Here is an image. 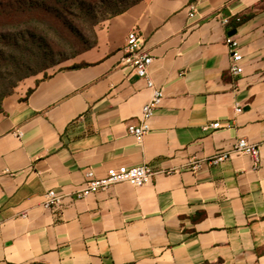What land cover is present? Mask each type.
Here are the masks:
<instances>
[{
	"label": "crops",
	"instance_id": "crops-1",
	"mask_svg": "<svg viewBox=\"0 0 264 264\" xmlns=\"http://www.w3.org/2000/svg\"><path fill=\"white\" fill-rule=\"evenodd\" d=\"M133 29L164 91L141 142L129 125L152 90L122 64ZM96 30L97 45L3 102L0 264H264V0H143ZM216 121L232 127L205 129ZM241 137L259 144L260 166L232 153ZM143 164L155 171L147 185L75 197L88 170ZM51 189L64 201L48 209Z\"/></svg>",
	"mask_w": 264,
	"mask_h": 264
},
{
	"label": "trees",
	"instance_id": "trees-1",
	"mask_svg": "<svg viewBox=\"0 0 264 264\" xmlns=\"http://www.w3.org/2000/svg\"><path fill=\"white\" fill-rule=\"evenodd\" d=\"M141 1L0 0V112L22 81L42 72L48 77V69L93 48L102 21Z\"/></svg>",
	"mask_w": 264,
	"mask_h": 264
},
{
	"label": "built area",
	"instance_id": "built-area-1",
	"mask_svg": "<svg viewBox=\"0 0 264 264\" xmlns=\"http://www.w3.org/2000/svg\"><path fill=\"white\" fill-rule=\"evenodd\" d=\"M190 9V16H195L196 6L191 4ZM223 22L226 24L229 22V19L225 18ZM226 44L230 53L229 72L233 76H240L244 72L241 44L238 39L231 35L227 36ZM153 60V55L142 46L140 33L137 29H133L128 34L126 44L123 47L122 64L131 66L138 76L145 79L147 86L152 90V97L143 106L140 123L129 125V132L133 134L139 142H141L144 136L151 130V120L164 99L163 89L156 86L150 75V66ZM242 110L243 107L237 104L235 112L240 113ZM224 126L230 128L232 124L230 122L223 124L221 121H216L207 124L205 129H217ZM232 153L249 154L254 158L255 165L257 167L260 166L261 153L258 143L251 142L244 137L238 138L234 144ZM230 154L231 152L218 154L213 158V162H221L227 159ZM154 175L155 171L153 167L148 164L111 168L104 177H97L93 170H88L86 173V183L75 193V197L86 198L118 183L144 186L152 182ZM63 201V196L59 195L56 190L51 189L45 194L44 206L48 209H52L61 206Z\"/></svg>",
	"mask_w": 264,
	"mask_h": 264
},
{
	"label": "rangeland",
	"instance_id": "rangeland-1",
	"mask_svg": "<svg viewBox=\"0 0 264 264\" xmlns=\"http://www.w3.org/2000/svg\"><path fill=\"white\" fill-rule=\"evenodd\" d=\"M67 61H68V60H66V61H64V62H62V63H60V64H58V65H56V66H54V67H52V68H50V69H48L47 72L49 73V72H52L53 70H55V69H57V68L62 67ZM39 75H44V73L42 72V73H40Z\"/></svg>",
	"mask_w": 264,
	"mask_h": 264
}]
</instances>
